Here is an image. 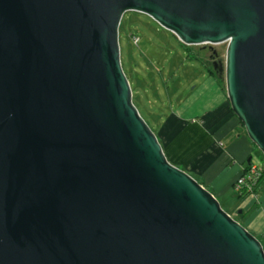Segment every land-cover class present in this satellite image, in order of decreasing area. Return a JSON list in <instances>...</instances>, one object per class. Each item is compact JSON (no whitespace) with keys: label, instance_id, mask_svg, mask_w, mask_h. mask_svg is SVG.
<instances>
[{"label":"water","instance_id":"water-1","mask_svg":"<svg viewBox=\"0 0 264 264\" xmlns=\"http://www.w3.org/2000/svg\"><path fill=\"white\" fill-rule=\"evenodd\" d=\"M128 11L227 43L214 70L264 154V0H0V264H264L134 104Z\"/></svg>","mask_w":264,"mask_h":264},{"label":"crops","instance_id":"crops-1","mask_svg":"<svg viewBox=\"0 0 264 264\" xmlns=\"http://www.w3.org/2000/svg\"><path fill=\"white\" fill-rule=\"evenodd\" d=\"M188 85L185 94L171 96L177 104L171 105L164 118L153 114L156 134L173 164L192 174L217 198L231 191L234 195L235 180L250 159H261L219 79L206 69L191 76ZM242 206L244 226L264 239V179L259 195L243 200Z\"/></svg>","mask_w":264,"mask_h":264},{"label":"rangeland","instance_id":"rangeland-1","mask_svg":"<svg viewBox=\"0 0 264 264\" xmlns=\"http://www.w3.org/2000/svg\"><path fill=\"white\" fill-rule=\"evenodd\" d=\"M120 44L122 64L132 87L133 102L151 128L156 127L153 114L160 113L158 119L164 118L171 105L175 107L177 104L171 96H176L177 92L179 95L185 94L189 90V78L208 69L207 62L200 60L203 50L212 46L225 59L227 48V43L190 45L191 51L188 52L173 32L149 15L136 11H128L123 15ZM189 53H198L201 58L197 59L193 55L189 57ZM222 78L226 87L225 77ZM256 150L264 161L262 151ZM234 198L231 191L218 199L225 210L229 205L231 209L240 210L242 202L236 201L234 204ZM231 213L232 216H239L235 210H231ZM239 221L243 224L245 220ZM252 233L257 236L254 231Z\"/></svg>","mask_w":264,"mask_h":264},{"label":"trees","instance_id":"trees-1","mask_svg":"<svg viewBox=\"0 0 264 264\" xmlns=\"http://www.w3.org/2000/svg\"><path fill=\"white\" fill-rule=\"evenodd\" d=\"M182 45L184 47H186L188 52L191 51V47H189V46H187V45H185L183 43H182ZM197 54L198 53H196V55L195 54L193 55V54L189 53L188 55H189V57H192V55H193V57H196L198 59ZM209 71H210V73H212L215 77H217L219 79V81L221 83V86L226 91V87H225V83H224V79L222 78V75H220L218 71H214V70H210V69H209ZM152 129L154 130L155 133H157L156 127L152 128ZM254 148H255V150L257 148V146L255 144H254ZM251 162H252V158L250 159V161H249V163H248V165L246 167H248L249 164H251ZM263 179H264V161H263V163L261 165L260 174L257 176V180L255 181V185L246 184V186L243 187L240 192H237L236 190H234V195H235V198H234L235 200L233 201L234 204L237 203V202H242L243 200L247 199L248 197H256V196H258L260 191H261V184H262ZM236 181H237V179L235 180V183H236ZM235 183H234V186H235ZM241 209H242V212L240 213L239 210L234 209L233 207L231 209V206L229 205L228 209H226V211L229 212L230 214H232L231 210L237 211L239 216L238 217L233 216V217L239 221V220H244V218H245V211L243 210V208H241ZM239 222H241V221H239ZM259 239L261 240V242H262V244L264 246V239L263 238H259Z\"/></svg>","mask_w":264,"mask_h":264},{"label":"built area","instance_id":"built-area-1","mask_svg":"<svg viewBox=\"0 0 264 264\" xmlns=\"http://www.w3.org/2000/svg\"><path fill=\"white\" fill-rule=\"evenodd\" d=\"M262 162L257 158L253 159L248 167L244 168L241 175L237 178L235 183V190L240 192L246 184L255 185L257 176L260 174Z\"/></svg>","mask_w":264,"mask_h":264},{"label":"flooded vegetation","instance_id":"flooded-vegetation-1","mask_svg":"<svg viewBox=\"0 0 264 264\" xmlns=\"http://www.w3.org/2000/svg\"><path fill=\"white\" fill-rule=\"evenodd\" d=\"M215 51H217V50H215L211 46L210 49L203 50V52H204V53L202 52L203 58L199 57L197 54L198 59L201 58L200 60L207 62V68L210 70H214V61L221 58L219 55V52L217 51V54H216ZM214 71H217V70H214Z\"/></svg>","mask_w":264,"mask_h":264}]
</instances>
